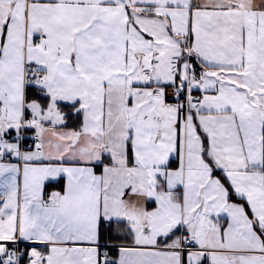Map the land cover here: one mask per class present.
Instances as JSON below:
<instances>
[{"label":"snow or ice","instance_id":"snow-or-ice-1","mask_svg":"<svg viewBox=\"0 0 264 264\" xmlns=\"http://www.w3.org/2000/svg\"><path fill=\"white\" fill-rule=\"evenodd\" d=\"M0 264H264V0H0Z\"/></svg>","mask_w":264,"mask_h":264}]
</instances>
